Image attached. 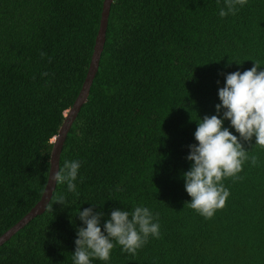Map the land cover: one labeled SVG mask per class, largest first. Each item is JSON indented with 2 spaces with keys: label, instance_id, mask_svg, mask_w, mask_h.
I'll return each mask as SVG.
<instances>
[{
  "label": "trees",
  "instance_id": "trees-1",
  "mask_svg": "<svg viewBox=\"0 0 264 264\" xmlns=\"http://www.w3.org/2000/svg\"><path fill=\"white\" fill-rule=\"evenodd\" d=\"M103 2L0 0V235L42 197ZM222 7L225 0L113 1L99 70L60 157V167L81 163L76 192L57 184L46 211L0 246V264H75L80 209L103 212V230L112 210L136 206L153 213L159 237L135 255L113 241L110 259L91 264H264V148L255 137L242 141L243 170L222 180L225 206L210 219L186 206L198 121L217 114L228 73L264 67V0L223 18ZM224 127L239 138L229 120ZM61 195L67 206L55 203Z\"/></svg>",
  "mask_w": 264,
  "mask_h": 264
},
{
  "label": "clouds",
  "instance_id": "clouds-1",
  "mask_svg": "<svg viewBox=\"0 0 264 264\" xmlns=\"http://www.w3.org/2000/svg\"><path fill=\"white\" fill-rule=\"evenodd\" d=\"M247 3L248 0H225L226 7L220 8L219 16L235 15L239 11L237 6L243 7ZM40 55L43 57L46 53L41 52ZM42 75L47 76L48 73L43 72ZM218 95L221 102L216 105L217 114L205 115L198 121L194 133L198 143L189 145L190 153L186 157L192 161V166L183 173L185 189L192 198L186 206L207 219L225 206L230 195L222 180L237 177L243 170L244 162L249 160L242 141L251 143L255 137V144L264 148V67L255 61L248 70L228 73ZM225 120L230 121L239 138L224 127ZM250 159L252 165L258 163V157ZM50 163L48 184L51 181H55L56 185L66 184L69 192H76L80 161H65L63 167L59 166L54 173L53 162ZM55 203L67 206L66 197H55ZM77 215L84 226L78 227L77 231L73 252L75 264H91L90 257L108 261L115 246L113 241L122 246L123 252L135 255L148 242L149 236L158 238L160 235L159 223L153 222V213L144 206L134 207L131 213L112 210L110 218L103 224V230V212L89 207L80 209Z\"/></svg>",
  "mask_w": 264,
  "mask_h": 264
},
{
  "label": "water",
  "instance_id": "water-1",
  "mask_svg": "<svg viewBox=\"0 0 264 264\" xmlns=\"http://www.w3.org/2000/svg\"><path fill=\"white\" fill-rule=\"evenodd\" d=\"M113 1L114 0H104L103 2L100 27L96 37V43L94 46L91 62L88 68L85 81L82 85L80 93L77 96L73 106L69 108V111L67 112V116H65V120L60 128L59 133L54 139V146L51 156V162H53V169H52L53 173L59 169L60 157L68 132L71 126L73 125L75 119L77 118L83 104L87 101L92 84L99 70L102 53L106 43V33H107L108 21H109V16ZM50 169H51V165H50ZM56 186L57 185L55 184V181H51L49 184L47 181L42 197L36 203V205L14 226H12L5 233L0 235V246L3 245L6 241H8L20 229L25 227L33 218L43 214L46 211L47 206L53 197Z\"/></svg>",
  "mask_w": 264,
  "mask_h": 264
}]
</instances>
